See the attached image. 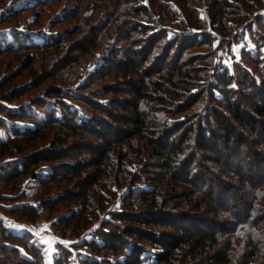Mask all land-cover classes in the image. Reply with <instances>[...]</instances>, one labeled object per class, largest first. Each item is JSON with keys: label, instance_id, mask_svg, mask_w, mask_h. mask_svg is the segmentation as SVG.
I'll return each mask as SVG.
<instances>
[{"label": "trees", "instance_id": "1", "mask_svg": "<svg viewBox=\"0 0 264 264\" xmlns=\"http://www.w3.org/2000/svg\"><path fill=\"white\" fill-rule=\"evenodd\" d=\"M132 1L107 0L105 28L99 18L90 20L96 32L85 38L89 47L79 45L71 58L53 54L62 68L46 74L58 76L59 86L35 94L42 77L16 81L35 56L59 49V40L0 32V63L8 54L26 57L24 71L0 73V130L6 133L0 138V211L32 221L42 210L70 209L58 227L81 242L60 245L54 264H264V17L254 13L263 1L237 0L238 8L232 0H208L211 27L220 34L229 33L226 20L238 9L254 22L252 50L245 44L238 60L230 52L229 66L192 3L204 0H175L181 18L168 8L171 0ZM34 6L7 10L0 27ZM169 18L178 20L174 34L165 25ZM119 29L124 45L116 43L103 57L98 77H122L124 85L94 89L91 74L76 90L63 87L65 68L73 70L87 55L94 61L95 49ZM55 127L79 135L78 147L66 151L48 142ZM25 177L40 186L35 207L7 194ZM64 180L56 193L53 186ZM139 184L150 189L134 193ZM124 186L120 211L109 210ZM102 212L108 220L85 238L91 216ZM0 233V261L14 255L17 264H47L45 248L29 231L16 234L0 220Z\"/></svg>", "mask_w": 264, "mask_h": 264}, {"label": "rangeland", "instance_id": "2", "mask_svg": "<svg viewBox=\"0 0 264 264\" xmlns=\"http://www.w3.org/2000/svg\"><path fill=\"white\" fill-rule=\"evenodd\" d=\"M204 1L205 2H198L199 4L193 1L192 3L193 5L197 6L196 11L197 13H199V17L204 20L205 26L207 27L203 30L205 31L204 33H206V35H210V39L214 41L213 44L215 48L220 47L219 49L221 55L227 59L223 61L225 62L226 66H229L234 62L231 59L232 55L230 54V52L234 53L238 60L241 53L240 51L244 49L243 47L245 44L248 43L250 50H252L251 48H253V46L250 45L248 40V38H250V31H248V29L251 24L254 23L253 19L249 20V14L243 12L241 9H238L240 12L236 16H234L237 17V19H235L231 15L229 16L230 18L226 20V27H228L227 30L229 31V33L220 34L211 27L212 19L208 16L209 3H207L208 0ZM262 1L263 2L258 6L257 10L254 13L261 14L264 17V0ZM232 2L238 8L241 7V4H238L237 0H232ZM109 3L107 2V0H86L82 1L81 3H78L77 0H0V20L7 10L12 12V10L14 11L18 7H31V5H35L33 9L21 12L22 14H19V16L13 19V21L3 23V25L0 27V32H2V30L8 29H19V31L22 30L21 33L26 32L28 34H31L32 32V34L36 35L33 36L36 38V40H38L37 34L48 35L52 38H56L55 40H59L57 42L59 43V49L50 50L49 53L43 56L44 58L42 57V55L35 56L34 63L28 70H25V54L17 53L4 56L0 63V73L2 74V76H5L12 73H18V71L20 70H25L24 76L18 78L16 83L24 82L26 79H28L27 76H30L32 74L36 76L32 77L36 78V80L42 77L41 80H43V84L41 85L40 89H38L37 91H33L34 94L35 92L37 93L46 90L47 87H51L54 84L59 86V83L57 82L59 77L53 75L56 76L55 79H50L49 76V73L53 74V72H58L62 68V65H57L58 62L55 61V58L52 59V55L60 54L59 56H57V59H59L61 55H65V58H71L73 56H76V53L78 54L79 45L83 48L87 46L89 47V41L94 37L96 32V26L90 27L89 25L91 23L89 22L92 21V23L94 22L95 24L100 19L99 22H104L101 29H104L107 25L105 24V21L108 18L107 8L110 6ZM132 3H138V1L134 0L132 1ZM200 3H202V5ZM251 3H255V1L251 0ZM166 4L168 5V8L170 7L171 11H174L177 14L176 18L182 17V10L180 9L179 5L175 3V0H171ZM125 16L129 15L125 14ZM97 18L99 19L96 20ZM154 18L159 20V17H157L156 15H154ZM139 19L141 20L140 22L142 24L146 23L148 24V26H153V24H155L150 21L147 22L146 20H143L141 18ZM177 24V19L172 20L171 18H169V20L165 22L166 27L171 31L172 34L177 32ZM77 25H82L84 27V30L86 29L87 25L88 27L87 30L81 31ZM100 26H98V28ZM252 26L253 31L259 32L257 31V26H255V24H253ZM115 31L116 30L111 31L109 37H106L105 42H102L103 45L98 46L95 49L94 54L98 57L94 61H92L93 55H91V57L90 55H87L86 58L88 59L83 58L82 62L79 65L74 63L76 64V69L74 68L73 70H70L68 67L65 68V81L63 80L62 82L63 87L76 90L79 85L81 86L89 82V77L91 74H94L92 79H94L95 81L91 86L94 89L100 90L106 85L110 88L113 86L119 88L122 84L124 85V80L122 79V77H118L115 75L98 77V69L103 65V57L109 55L110 50L116 43H119V45L115 46L119 47V49L122 45H124L123 41H121L123 39L121 38L122 32L120 31V29L117 32ZM86 37H88L87 39H89V41L87 39L85 40ZM240 40L241 42H239ZM38 42H41V40H39ZM61 44L65 46H62L60 48ZM229 44L232 45V49L230 50L228 48ZM33 54L34 53L30 55L32 56ZM47 72L49 73L46 74ZM98 78H100L101 80H99ZM33 93L26 96L24 98V101L29 100L32 97L31 95H33ZM106 117L109 116L107 115ZM20 127L23 128L24 125H20ZM0 138H6V133L2 130H0ZM46 138L48 139V142L54 141V144L56 146L66 151L75 149L76 147H78L79 142L81 141L79 135H70V133H67L64 130H60V128L57 127H55V129L49 130L46 134ZM248 145L249 144H247V146ZM262 150L264 153V146L262 147ZM61 183L62 184H60L59 186H53V190H56V193L62 191V189H64L68 184L66 180ZM19 184L20 185L18 186V191H9L7 192V194L14 198L19 196L21 197L22 195L24 196L22 200L23 202L35 207L36 203H38L39 196L42 195V192L39 191L40 186L37 181H33L31 178L25 177L20 179ZM128 189L129 188L127 186H124V188L117 191L118 199L116 202L109 205V210L120 211L121 202L125 197L124 195H126V193L128 192ZM148 189L150 188L145 184H139L134 188V193H138L141 190ZM0 191H2V189H0ZM70 213L71 210H67V208H62L56 213H49L42 210L39 211V214L37 215L35 220L30 221L26 218H20L10 215L5 216V214L0 211V220H2L3 223L6 224L10 229H12L16 234L21 235L23 232L29 231V233H31L34 237V241L36 243H40L45 248L44 250L46 252L45 257L47 259V264H54V260L57 258L60 252L58 250V247L60 245L71 248V246L81 242L77 236L71 234V230H67L66 234H64L58 227V223L61 218L65 215H69ZM106 214V212L100 213L99 218H94L93 216H91V222L88 225V230H86L84 233L85 238H88L90 233L95 232V230L99 228L102 219L108 220L109 217ZM16 226L24 227L18 228ZM62 241L67 243H62ZM0 243H4L1 233ZM81 253V258L85 259L86 249H83ZM74 254L75 256H77L76 253ZM151 255L152 254H147V256ZM15 260L16 258H14V255H11V259L0 261V264H17Z\"/></svg>", "mask_w": 264, "mask_h": 264}, {"label": "snow or ice", "instance_id": "3", "mask_svg": "<svg viewBox=\"0 0 264 264\" xmlns=\"http://www.w3.org/2000/svg\"><path fill=\"white\" fill-rule=\"evenodd\" d=\"M16 227H18V228H23L24 226H16ZM62 243H67V242H63V241H62Z\"/></svg>", "mask_w": 264, "mask_h": 264}]
</instances>
